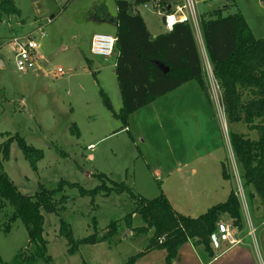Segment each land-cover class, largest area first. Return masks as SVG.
Masks as SVG:
<instances>
[{
  "label": "rangeland",
  "instance_id": "rangeland-1",
  "mask_svg": "<svg viewBox=\"0 0 264 264\" xmlns=\"http://www.w3.org/2000/svg\"><path fill=\"white\" fill-rule=\"evenodd\" d=\"M14 1L21 14L0 16V59L4 63V66H0V144L19 135L29 145L41 148L45 153V158L38 163L39 170H34L25 159L17 140H14L10 147L11 157L4 161L5 170L14 184L29 196L40 191L41 185L50 190L55 189L61 180L77 182L89 190L101 184L95 174L104 172L117 182L127 183L136 192L142 191L144 197L151 199L161 195L156 192L159 189L150 177L138 150L141 148L145 151L149 146L146 142L142 143L143 136L138 141L139 148L132 142L129 133L118 132L107 136L118 128L120 122L106 107L102 91L108 95L113 109L117 112L122 109L121 94L114 72L116 58L96 57L90 53V45L94 34L115 36L112 21L117 15L116 0ZM152 6L142 8V15L151 28L162 29L163 16L157 14V9ZM197 8L200 18L202 12L213 15L221 9L226 15L239 11L247 19L254 35L257 38L264 37V0H197ZM39 29L45 33L43 37L39 34ZM33 31L40 43L37 52L39 63L34 69L22 72L15 63L12 39L15 36L25 37ZM195 32L202 51V33ZM204 67L207 72L205 80L210 87L209 97L220 112L218 100H213L215 93L208 78L211 73L205 61ZM60 69L63 74L59 72ZM226 120L227 127L225 126L223 134L227 156L222 173L224 168L231 172L232 189L237 191L238 180L233 171L234 155L231 149L229 153L226 139L230 140L233 130L244 132L251 138L257 137V133L255 130L250 131L243 122L235 123L234 128L229 124L228 118ZM73 124L79 128L80 136L72 132ZM140 126L139 130L143 133L144 126ZM157 132L159 136L161 133L166 135L162 142L158 138L162 143V151L171 145L168 142L171 140L169 128L164 129L160 125ZM91 142H98L97 147L88 148ZM125 167H129L131 173ZM241 173L240 166L237 165L236 174L240 178ZM241 182L248 197L249 191L244 187L243 180ZM153 187L155 191L150 192ZM65 195L68 196L65 210L59 214L44 212V235L49 241L48 254L53 258L51 264L85 262L78 253L68 255V241L59 234L61 219L71 224L75 239H81L96 231L94 222L98 224L96 232L102 236L109 232L112 221L122 220L135 209V203L127 193H112L108 196L100 194L92 200L90 196L81 195L77 188H67ZM261 202L257 196L254 201L248 197L246 208L242 207L243 227L235 232L243 238L242 243L221 264H264V205ZM246 209L252 227L255 228L254 237L248 234L244 215ZM137 219L138 225L144 224L140 217ZM5 221L3 214L0 216V264H47L43 259L31 263L21 260L16 262L14 258L19 251L26 256L33 249L30 250L23 222L16 220L8 233L4 230ZM223 222L233 224L226 216ZM123 235V232L118 231L116 238ZM113 237L110 241L115 243L116 239ZM135 237L133 246L146 244V235L135 234ZM121 248L126 252L125 247ZM228 248L229 246L223 245L216 252L220 254Z\"/></svg>",
  "mask_w": 264,
  "mask_h": 264
},
{
  "label": "trees",
  "instance_id": "trees-1",
  "mask_svg": "<svg viewBox=\"0 0 264 264\" xmlns=\"http://www.w3.org/2000/svg\"><path fill=\"white\" fill-rule=\"evenodd\" d=\"M178 1L116 0L117 15L113 20L117 26L115 72L121 90L122 109L117 112L106 92L102 91V95L106 107L120 121L121 129L127 128L130 116L143 106L191 81L198 82L206 95L210 96L202 54L192 25L178 22L172 31H164L154 37L141 12L146 4L156 3L157 12L160 9L163 14L170 13ZM3 14L19 15L21 11L14 0H1L0 16ZM200 32L213 74L223 89L222 102L229 124L243 122L250 131L257 133V137L251 138L244 133L231 132L230 142L235 161L242 172L244 187L249 191V199L254 201L257 196L264 205V37L254 35L243 13L237 11L225 15L221 9L213 15L201 13ZM160 63L169 71L166 72ZM72 126V132L80 136L76 124ZM14 140H17L25 159L34 170H39L38 163L45 158V153L43 149L29 145L19 135L0 144V216L4 214L6 217L4 230L11 232L12 225L20 220L27 230L30 250L33 249L26 256L19 251L14 258L16 262L31 263L43 259L51 264L53 258L48 254L49 241L44 235V212L59 214L67 208V188H77L81 195L90 196L92 200L100 194L127 193L135 203L134 211L122 220L112 221L109 232L102 236L96 232L98 224L94 222V233L75 239L71 224L61 219L59 234L68 241L70 256L79 251L80 245L109 241L119 231L120 223L125 221L136 235H146L152 231L148 245L140 254L152 249L166 250L167 264H173L180 255V248L192 242L198 250L214 259L218 253L212 247L211 237L218 231L223 218L229 217L235 227H243L242 206L235 189H232L226 201L219 202L198 217L177 212L164 193L155 198H144L127 183L117 182L104 173L95 174L101 184L93 189L88 190L77 182L61 180L55 189L41 185L34 196L25 195L4 167V161L11 157L10 147ZM223 175L226 179L232 177L226 168ZM135 214L143 220L142 226H133ZM140 254L130 259L134 261Z\"/></svg>",
  "mask_w": 264,
  "mask_h": 264
},
{
  "label": "crops",
  "instance_id": "crops-1",
  "mask_svg": "<svg viewBox=\"0 0 264 264\" xmlns=\"http://www.w3.org/2000/svg\"><path fill=\"white\" fill-rule=\"evenodd\" d=\"M112 22L114 23V21ZM146 23L154 37L165 31L164 20L162 29L151 28L147 20ZM114 27L116 32L115 23ZM122 105L123 101L120 107ZM141 124L144 126L143 133L139 130ZM160 125L164 129L169 128L170 139L173 140H168L171 145L162 151L161 142L166 135L161 133L159 136L157 134ZM232 126L235 128L236 124H232ZM126 127L121 129V123H119L118 128L113 129L107 136L126 132L129 133L128 136L135 145L138 144L140 136H143L142 143L146 142L149 145L148 148L144 151L139 148V145L137 146L140 156L147 165L150 177L159 189V191L156 189V192L164 193L177 212L190 217H198L212 206L228 199L233 187V176L229 181L224 178L222 173L223 162L227 156L223 134L225 130L224 118L222 113L213 106L212 99L206 95L198 82L191 81L181 85L178 89L143 106L142 109L130 116ZM233 131L238 132L237 130ZM228 140L226 139L227 142ZM98 142H91L88 148L90 146H93L92 149L97 147ZM228 147L230 153L229 142ZM125 170L131 173L129 167H125ZM106 175L110 176V174ZM154 191V187L150 189V192ZM138 193L144 197L142 191ZM138 217L137 214L133 217L134 227L142 226L136 222ZM119 232H123L124 235L117 239L116 234L113 237L116 239L115 243L109 240L91 245L83 244L80 245L77 253L86 264H167L166 250L152 249L140 254L148 245L152 231L146 234L148 238L143 246L132 245V241L137 238L132 228L122 224ZM121 247H125L126 252ZM237 247H229L220 254L217 252L218 256L210 259L192 242H187L180 248V255L173 264H221L225 257L235 251ZM137 254H140L137 259L134 261L130 259Z\"/></svg>",
  "mask_w": 264,
  "mask_h": 264
},
{
  "label": "built area",
  "instance_id": "built-area-1",
  "mask_svg": "<svg viewBox=\"0 0 264 264\" xmlns=\"http://www.w3.org/2000/svg\"><path fill=\"white\" fill-rule=\"evenodd\" d=\"M145 6L147 7L149 6V4H146ZM153 6L157 8L158 4L154 3ZM158 12L159 14L164 15V29L167 32L172 31L173 27L178 22L190 23L194 31L200 32V16L198 14L197 0H180L174 5L172 12L163 14L160 11V9L158 10ZM34 32L35 31L31 32L29 35H26L25 37L15 36L12 39V42L14 44L15 63L19 71L28 72L31 69H34L39 63V55H37V52L38 49L40 48V43L33 34ZM39 34L41 35V37L45 35L42 29H39ZM116 42H117V37L114 35L105 34V33L94 34L91 40L90 53L96 57L107 58V59L115 57L117 55L115 51ZM202 51L204 52V57H205V58L202 57L203 62L205 61V64L208 66V70L210 71L212 77L211 78L208 76L211 82V86L213 87V91L215 93V97H213V100L214 98L215 100H218L217 101L218 106L220 107V112L223 115L224 124L227 127L226 124L227 116L222 102L223 90L220 86L219 81L213 74V69L209 61L207 51L205 50L204 43H203ZM59 72L63 74V71L61 69L59 70ZM205 74L207 75L206 71ZM209 93H210V87H209ZM228 142L230 145V149L232 150L231 152H233L230 140H228ZM92 147L93 146H90V148ZM233 153L232 155H234ZM233 161H234L233 164L234 175L235 178L238 180L236 195L240 199L241 206L242 207L245 206L246 208V205L248 203V197L246 196L245 190L242 186V182H241L242 179L240 178V176H237L236 174L237 161L234 160V156H233ZM244 215L246 216L247 227L249 230L248 234L254 237L255 228L252 227L253 225L251 222V218L247 213V209L245 210ZM239 229H240L239 227H235L233 224L227 222L224 223L222 221L221 224L219 225L218 231L215 234H212L211 237V243L213 249L217 251L223 245L233 247L241 244L243 238L235 234V232L237 233Z\"/></svg>",
  "mask_w": 264,
  "mask_h": 264
},
{
  "label": "water",
  "instance_id": "water-1",
  "mask_svg": "<svg viewBox=\"0 0 264 264\" xmlns=\"http://www.w3.org/2000/svg\"><path fill=\"white\" fill-rule=\"evenodd\" d=\"M0 66H4V63H3V61H2L1 59H0ZM160 66H161L166 72L169 71L168 68H167L164 64L160 63Z\"/></svg>",
  "mask_w": 264,
  "mask_h": 264
}]
</instances>
